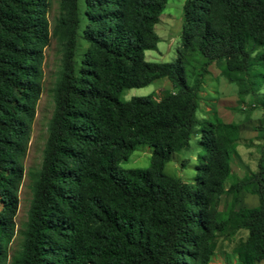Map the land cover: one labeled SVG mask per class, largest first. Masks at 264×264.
Returning a JSON list of instances; mask_svg holds the SVG:
<instances>
[{"label":"trees","instance_id":"obj_1","mask_svg":"<svg viewBox=\"0 0 264 264\" xmlns=\"http://www.w3.org/2000/svg\"><path fill=\"white\" fill-rule=\"evenodd\" d=\"M166 1L58 0L49 19L50 0H0V264H208L231 240L238 264L264 261V0H184L175 59L147 61ZM51 38L60 50L52 112L15 229ZM210 63L263 113L255 168L228 184L240 127L197 115ZM161 78L170 89L159 97H121ZM192 134L201 150L183 181L164 166ZM138 143L151 146L149 166L119 169ZM240 191L257 204L235 208Z\"/></svg>","mask_w":264,"mask_h":264},{"label":"rangeland","instance_id":"obj_2","mask_svg":"<svg viewBox=\"0 0 264 264\" xmlns=\"http://www.w3.org/2000/svg\"><path fill=\"white\" fill-rule=\"evenodd\" d=\"M184 0H167L159 21L154 25V31L159 37L156 49L145 50L147 61L170 62L176 57V49L179 46L180 23L182 19V4ZM49 19L58 11V0H50ZM60 50L55 39L51 38L44 49V61L42 64V92L37 101L35 117L31 126L30 140L23 159L25 175L19 187V203L14 217L15 229L26 220L31 188L29 185L28 170L39 167L42 158V151L47 137V123L52 112V98L49 88L54 79V73L59 66ZM203 61L200 58L196 65L199 72V64ZM198 92L197 115L210 120L221 119L224 122L237 123L240 127V141L236 151L230 158V175L226 183L255 168L258 156V141L255 127L263 117L260 109L254 108L248 98L243 103L238 101L236 85L228 82L220 75L214 63L206 66V72L202 76ZM170 89L167 78L157 79L143 87L129 88L123 91L121 97L128 100L132 96H143L154 94L159 97L162 92ZM199 136L192 134L189 139V146L179 152L173 153L170 160L165 164L164 171L180 178L183 181H192L196 176L197 154L201 147L197 140ZM151 146L146 143L136 144L135 149L127 159L118 164L119 169L147 168L150 164ZM231 204V194L222 193L218 198L217 207L219 211L225 212ZM257 204V197L251 193L240 191L233 206L235 208L252 207ZM1 206V204H0ZM19 242L18 236L11 242L9 251L12 252ZM234 241H225L222 246L211 256L208 264H238L233 257L231 250ZM264 264V261L259 262Z\"/></svg>","mask_w":264,"mask_h":264}]
</instances>
